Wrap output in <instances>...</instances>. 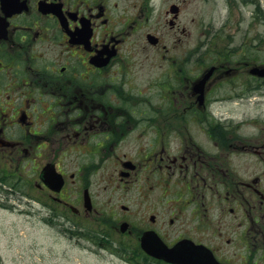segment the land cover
I'll list each match as a JSON object with an SVG mask.
<instances>
[{"label": "flooded vegetation", "instance_id": "flooded-vegetation-1", "mask_svg": "<svg viewBox=\"0 0 264 264\" xmlns=\"http://www.w3.org/2000/svg\"><path fill=\"white\" fill-rule=\"evenodd\" d=\"M193 1L0 0V194L90 220L127 264H167L141 249L157 238L264 264V110L235 115L264 63L193 45Z\"/></svg>", "mask_w": 264, "mask_h": 264}, {"label": "rangeland", "instance_id": "rangeland-1", "mask_svg": "<svg viewBox=\"0 0 264 264\" xmlns=\"http://www.w3.org/2000/svg\"><path fill=\"white\" fill-rule=\"evenodd\" d=\"M189 13L193 45H251L252 62H264V0H252V5L240 0H194ZM262 110L264 101L253 98L235 105L238 120ZM9 197L0 194V264H127L121 259L120 243L100 245L90 237L93 230L101 232L90 220H80L76 226L73 217L65 215L63 221H55L62 223L57 229L42 220L48 215L38 211L39 205L30 208L22 194Z\"/></svg>", "mask_w": 264, "mask_h": 264}, {"label": "water", "instance_id": "water-1", "mask_svg": "<svg viewBox=\"0 0 264 264\" xmlns=\"http://www.w3.org/2000/svg\"><path fill=\"white\" fill-rule=\"evenodd\" d=\"M253 74H256L258 76H264V67L262 68H255L252 70ZM146 250V248H145ZM150 254H155L156 257L163 259L164 261L168 263H174V264H188L187 260L179 258L177 255L180 253L173 249H167L166 247H157L155 252H149Z\"/></svg>", "mask_w": 264, "mask_h": 264}, {"label": "trees", "instance_id": "trees-1", "mask_svg": "<svg viewBox=\"0 0 264 264\" xmlns=\"http://www.w3.org/2000/svg\"><path fill=\"white\" fill-rule=\"evenodd\" d=\"M98 236V232L94 231L90 234L91 238H96Z\"/></svg>", "mask_w": 264, "mask_h": 264}]
</instances>
